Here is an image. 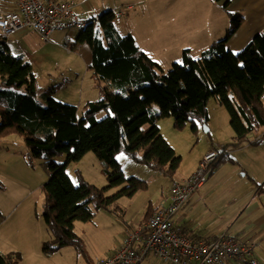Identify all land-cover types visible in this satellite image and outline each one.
Wrapping results in <instances>:
<instances>
[{
	"label": "trees",
	"instance_id": "1",
	"mask_svg": "<svg viewBox=\"0 0 264 264\" xmlns=\"http://www.w3.org/2000/svg\"><path fill=\"white\" fill-rule=\"evenodd\" d=\"M114 17L109 9L101 12L97 30L86 20L76 34L75 44L89 47L91 59L86 68L100 92L99 99L84 105L81 118L75 105L53 99L52 89L41 93L42 103L37 101L30 63L13 55L0 35V135L15 128L23 136L28 158L45 160L49 177L41 187V216L53 236L41 244L47 254L61 246L82 252L74 221L92 218L89 203L116 213L112 204L118 198L144 186L143 181L124 176L116 154L167 174L177 170L180 157L160 133L157 121L161 117L171 116L177 129L189 122L196 130L198 124L207 123L206 102L215 97L229 114L232 144L242 143L264 126V29L232 52L227 40L243 22L241 16H232L223 38L213 41L197 58L188 49L182 50L181 62L165 71L136 45L130 33L117 32ZM103 80L111 86H101ZM102 110L108 114L97 119L95 114ZM88 152L102 160L107 188L119 186L114 193L106 195V189L86 181L79 169L74 170L75 181L66 174L67 166ZM62 154L64 161L54 162ZM8 256L0 254V264H13L19 258Z\"/></svg>",
	"mask_w": 264,
	"mask_h": 264
},
{
	"label": "rangeland",
	"instance_id": "2",
	"mask_svg": "<svg viewBox=\"0 0 264 264\" xmlns=\"http://www.w3.org/2000/svg\"><path fill=\"white\" fill-rule=\"evenodd\" d=\"M209 3V0L197 4L192 0H187L184 4L171 3V5L166 6L171 15L167 19V25L171 31L181 24L193 26L184 31L177 30L173 40L191 36L197 31L196 28L216 26L217 18L207 14V9H211ZM110 10L115 15L113 22L117 32L120 35L126 34L125 32L133 25L129 19L133 13L128 20H125L124 17H119L117 9ZM201 12H206L202 18L200 17ZM100 13L101 11L98 12V15ZM83 17L84 19L94 18L92 13H88L86 16L84 14ZM150 22H155L156 26H160L162 21L157 23L154 18L140 19V23L135 27V32L137 34L142 32L144 28L149 26ZM97 28L98 24L94 29L97 30ZM50 36L48 41H44L37 34L30 33L22 39L24 44H21L20 49L17 41L12 40L11 36L5 42L13 55L19 56V50H21L26 56L24 58L30 63L38 88L37 101L42 103L41 93L48 88L52 89L53 99L75 105L77 116L81 118L85 104L84 99L93 98L97 92L100 96L99 89L96 87L97 81L92 77V72L86 69L82 52L79 51L78 45H74L75 39H71L67 47H64L63 33L55 32ZM76 48L78 49L75 50ZM169 67H162L161 69L166 71V68ZM100 85L111 86V82L103 80ZM150 107L153 111L157 110L155 104H151ZM207 108L208 121L198 124L196 130L191 128L189 122L181 129L175 128L171 116L158 119L157 126L162 137L180 157L179 166L172 173L167 174L160 170H152V168L139 162L127 159L123 153L116 154L115 159L118 161L124 176L126 178L135 177L144 182V186L133 195L122 196L112 204L116 208V214H113L116 218L118 217L120 225L135 227L139 223L138 221L145 220L147 208L156 206L158 201L168 192L173 182L187 178L208 150L216 148V150L221 151L234 145H232L233 132L226 108L219 105L215 97H210L207 100L206 110ZM107 114V111L102 110L97 112L95 117L101 119ZM262 134H264V126L258 131L250 133L246 140L254 141L259 137L264 138ZM211 146L213 148H209ZM26 149L23 136L15 128H10L0 135V239L4 240L6 235H10L8 240L11 242L10 245L3 246L0 240V253H3L2 255L5 257H9L7 253L12 251L10 248L14 246L24 252L37 251L39 248L34 245L30 238L38 226L41 227L43 238L47 239L46 241L53 240V236L41 216L43 206L41 187L48 179L49 173L46 169L45 160L42 158L29 159L30 156ZM221 159L223 162L231 160L227 157ZM63 161V154L54 158L56 163ZM219 161L221 160L219 159ZM218 162L216 163L218 164ZM216 163H213L207 179L213 168L216 167ZM227 165L228 168L221 174L217 182L222 186L221 188L228 185H239L234 177L236 168L230 164ZM75 169H79L89 183L98 188L106 189V195L114 193L119 188L116 185L107 188L108 182L102 172V160L92 152L86 153L80 160L67 166L66 174L73 181H75L73 174ZM89 207L94 211L91 219L74 221L75 230L83 242V251L78 252L72 246H61L50 254L46 253L44 257H49L47 260L40 258L42 259L40 264H94L93 257L99 253L98 244L107 237V231L110 227L106 226L109 224L107 219L99 220L100 213H106L104 212L106 210L94 208L92 203H89ZM20 212H22L20 218L15 217V214ZM16 231L19 232L18 235L15 234ZM41 250L42 248H40ZM20 256L22 255H19L13 264L22 262V264H31L27 258L24 260Z\"/></svg>",
	"mask_w": 264,
	"mask_h": 264
},
{
	"label": "crops",
	"instance_id": "3",
	"mask_svg": "<svg viewBox=\"0 0 264 264\" xmlns=\"http://www.w3.org/2000/svg\"><path fill=\"white\" fill-rule=\"evenodd\" d=\"M192 1L196 2V4L204 2V0ZM209 1L211 9H207V14L211 15L210 17L217 18L216 26L196 28L197 31L191 36L179 40H173L177 30L184 31L185 29H191L193 26L181 24L171 31L167 25V19L171 15L166 6L171 5V3L184 4L187 0H76V10L84 12L83 15L85 14V16L88 13H92L94 18L86 19L90 20L94 27L97 25L96 20L99 11L117 9L119 17H124L125 20H128L133 13L129 18L130 23L133 22V25L125 33H130L136 45L162 68L181 62L180 55L184 49H188L193 58L199 57L200 54L210 48L213 41L224 37L232 16L239 15L243 19L239 28L227 40V48L232 52H238L255 33L264 29V0ZM225 2H227V5L224 7ZM14 8V0H0V11L13 10ZM205 13L201 12L200 17H204ZM150 18H154L157 23L162 21L160 26H156L155 22H150L147 28L137 34L135 27L140 23V19L149 20ZM114 26L116 25L114 24ZM55 32L63 33V46L66 44L64 47H67L70 40L75 39L78 33L76 30H59L52 32L51 35ZM30 33L34 34L35 32L24 30L10 38L17 41L20 49L21 44H24L22 39ZM79 51L82 52V57L87 67L91 59L89 47L86 44H82L79 46ZM19 52L20 56L26 57L24 52H21V50ZM97 99H99L98 92L93 98L87 97L83 102L86 104ZM232 139L234 141V137ZM224 151L227 152V158L231 160L223 162L220 158L221 161L218 164L216 163L217 165L213 168L209 178L179 208L174 217V227L179 233L181 232V234L194 239L213 238L218 236V234H226L244 241H252L254 243V259L257 264H264V138L256 141L244 140L238 145L224 149ZM227 164L236 168L234 177L239 185H228L221 188L222 186L217 182L221 174L228 168ZM156 206L151 207L155 208ZM151 207L147 208L145 212V220L138 221L139 223L135 227L120 225L118 217L116 218L111 211L106 210L104 211L106 213H100L99 220L107 219L109 224L106 222L108 224L106 226L110 228L107 231V237L99 242V253L95 254L93 259L106 258V256L118 249L124 237L141 230L149 217L147 215L154 210ZM21 213H16L15 217L20 218ZM101 226L104 227L102 224ZM74 231L80 237L75 230V225ZM15 234L18 235L19 232L16 231ZM9 236L6 235L4 240L0 239L3 246L11 244L8 240ZM30 239L39 248L37 251L24 252L14 246L10 248L12 251L8 252L7 255L15 256L17 254L18 257L22 255L20 257H23L24 260L27 258L31 264L42 263L40 258L47 260L49 257H44L46 253L42 250L40 251L41 244L47 240L43 238L41 227H37ZM139 264L168 263L162 262L152 254H147ZM227 264L240 263L236 259H230Z\"/></svg>",
	"mask_w": 264,
	"mask_h": 264
},
{
	"label": "built area",
	"instance_id": "4",
	"mask_svg": "<svg viewBox=\"0 0 264 264\" xmlns=\"http://www.w3.org/2000/svg\"><path fill=\"white\" fill-rule=\"evenodd\" d=\"M14 4L13 10L0 11V35L5 39L31 30L48 41L54 31H79L86 26L84 12L76 10V0H14ZM221 154L215 149L207 151L187 178L170 185L142 229L128 234L114 253L93 260L94 264H139L147 254L168 264H227L230 259L257 264L252 241L226 234L194 239L174 227L177 211L203 185Z\"/></svg>",
	"mask_w": 264,
	"mask_h": 264
},
{
	"label": "clouds",
	"instance_id": "5",
	"mask_svg": "<svg viewBox=\"0 0 264 264\" xmlns=\"http://www.w3.org/2000/svg\"><path fill=\"white\" fill-rule=\"evenodd\" d=\"M264 137V136H263ZM257 139H260V137L259 138H257ZM256 139V140H257ZM256 140H254V141H256ZM216 150V149H215ZM209 151V150H208ZM221 152H222V154L220 155V157H227L228 155H227V152L226 151H224V150H221ZM224 153V154H223ZM220 157L214 162V163H216L219 159H220ZM213 165V164H212Z\"/></svg>",
	"mask_w": 264,
	"mask_h": 264
}]
</instances>
